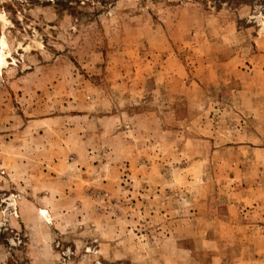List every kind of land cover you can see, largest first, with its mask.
<instances>
[{
    "label": "rangeland",
    "instance_id": "374dc122",
    "mask_svg": "<svg viewBox=\"0 0 264 264\" xmlns=\"http://www.w3.org/2000/svg\"><path fill=\"white\" fill-rule=\"evenodd\" d=\"M0 264H264V0H0Z\"/></svg>",
    "mask_w": 264,
    "mask_h": 264
},
{
    "label": "bare ground",
    "instance_id": "6f19581e",
    "mask_svg": "<svg viewBox=\"0 0 264 264\" xmlns=\"http://www.w3.org/2000/svg\"><path fill=\"white\" fill-rule=\"evenodd\" d=\"M2 46H5L4 41H2ZM43 214L48 218V216L46 215V212L43 211Z\"/></svg>",
    "mask_w": 264,
    "mask_h": 264
}]
</instances>
